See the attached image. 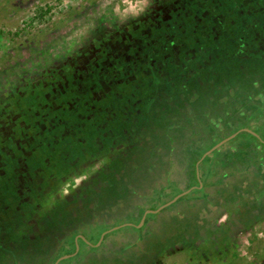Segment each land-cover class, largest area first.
I'll return each mask as SVG.
<instances>
[{"label":"rangeland","instance_id":"1","mask_svg":"<svg viewBox=\"0 0 264 264\" xmlns=\"http://www.w3.org/2000/svg\"><path fill=\"white\" fill-rule=\"evenodd\" d=\"M165 22L184 43L168 58L195 60L172 103L164 86L173 64L162 66L164 77L155 64L161 51L151 54L149 73L131 55L137 37ZM258 26L264 33V0H0V264L54 261L51 223L39 222L45 214L33 215L25 202L15 209L19 192L28 196L35 186L42 206L69 199L71 226L90 222L84 229L93 246L78 242L58 264H264V143L249 130L230 137L232 147L248 141H237L243 133L250 141L215 148L198 165L207 186L193 187L200 149L250 124L264 138V69L246 55L264 38L248 45L244 37ZM161 34L150 37L151 49ZM151 72L162 89L151 103L144 98V108ZM72 78L94 98L110 86L116 94L101 102L106 111L68 99L63 89ZM52 116L68 120L55 143L38 124ZM44 145L54 147L49 158ZM96 178H106L104 186ZM73 193L96 196L77 203Z\"/></svg>","mask_w":264,"mask_h":264},{"label":"flooded vegetation","instance_id":"2","mask_svg":"<svg viewBox=\"0 0 264 264\" xmlns=\"http://www.w3.org/2000/svg\"><path fill=\"white\" fill-rule=\"evenodd\" d=\"M203 13L205 12L204 10L202 11ZM217 14H215V15H213V17H215ZM218 16H221V15H218ZM223 19V17L221 16V18L220 19H218V21L220 22L221 21V23L224 21V20H222ZM231 21V20H230ZM213 24V23H212ZM211 27H212V25H211ZM213 28V27H212ZM221 28L223 29H225L226 27L224 26V25H221ZM258 29H259V26L257 27ZM256 28V29H257ZM181 31H182V29H181ZM256 32H257V34H256ZM160 33H162L161 35L163 36V38L161 39V41L159 40L158 42H159V44H156L155 45V47L153 46V49H151L150 48V42H149V39H150V37H152V38H157V35L159 36L160 35ZM174 33L173 32H171V31H168V23L167 22H165V23H162V24H158V31L156 32V31H154L153 32V35H151V36H148V39L145 41L149 46H145L144 48H142L143 50H142V52H145L146 53V56H145V58L147 57V61H145V60H142L141 61V64H143L145 67H143V69H142V71L143 70H146L147 69V72L149 73V71H148V69H150V71H151V67H152V64H153V62H154V60H153V56L151 55V54H153L154 53V50L156 51V50H158L160 53H162L161 54V57L163 58V60H162V62L159 64V63H157V62H155V64H156V67H158L157 68V71H158V73L160 74V72H162L161 74H162V76L164 75V77L166 76V75H168V70H166V68H163L162 69V66L164 67V66H170L171 65V63L173 64V66H172V68L174 69V74H175V76L173 77V79H169L168 77H165L167 80H169V84L167 85V87H165L164 86V89H165V95L166 96H164L165 97V102L167 103H172V100H171V98H172V96H177V93L178 92H180L181 91V89H180V87H178V86H184V88H186L187 86H188V84L186 83V81L188 80V79H190V77L193 75V73H192V70L194 69V68H191L190 66H192L193 64H191V61L192 62H194L195 60H190V58H192L191 57V55L190 56H186V55H184V57H182V54H181V59L179 60V58H177L179 61H182V62H179V61H176V62H174V61H171L168 57H170L172 54H177V51L178 50H180V48L182 47V43H178V42H176L175 40V37H174ZM244 37L245 38H247V37H249V39H247V44L248 45H250V43H251V41H253V39L255 40V42L257 41V39H259V38H264V33H262L261 32V30L259 29V30H253V35H251V36H247V35H244ZM243 37V38H244ZM192 41H194L193 39H192ZM240 43V42H239ZM184 44V43H183ZM171 45H177L176 46V53H175V51H169V52H167L166 53V51H164V52H162V50H165V47L166 46H168L169 47V49L170 50H172L170 47H171ZM253 45V44H252ZM256 48H258L257 50L256 49H253L252 47H249V50H247V53H246V55L249 57V58H251V59H254L255 58V62L257 61L258 63H259V65L258 64H256L258 67H261V68H263L264 69V44H259V45H257L256 44ZM195 48H193V50H194ZM260 49V50H259ZM258 51H261V52H258ZM263 51V52H262ZM191 53H193V52H191ZM173 55V56H174ZM150 59H152V60H150ZM132 63H134V61L132 62ZM175 65H178V67H175ZM161 66V67H160ZM176 68H178V69H176ZM262 69V70H263ZM162 70V71H161ZM166 70V71H165ZM178 71L180 72V74L178 73ZM176 72L178 73L177 75H176ZM147 73V74H148ZM152 74H149V75H151V81L150 82H148L149 83V86L151 87H149L148 88V91H151V94L150 95H152V98H150V103H151V100L153 101V100H156L157 99V94H158V92L162 89V87H159V85L161 84L160 82H161V77L160 76H158L159 74L156 72V73H154V72H151ZM164 73V74H163ZM149 80H150V78H149ZM187 84V85H186ZM146 85V84H145ZM183 88V89H184ZM146 89H147V85L146 86H144V89H143V91L145 92L146 91ZM182 89V90H183ZM178 91V92H177ZM177 92V93H176ZM163 97V98H164ZM143 98H146V95H143ZM142 98V99H143ZM141 100V99H140ZM139 100V101H140ZM144 102V103H143ZM141 104L143 105V107L145 108V106H146V100L145 101H143ZM144 112H148L147 111V109H145V111ZM245 130H246V132L249 130V131H252L251 133L252 134H254V135H256V139L258 140V141H260L261 143H264V138L263 137H261L259 134H257V132H256V130H255V128H254V126L252 125V124H250V125H245V127L243 128H238L236 131H235V133H233L232 134V136H230V137H234L236 134H238L240 131H244L245 132ZM226 132V131H225ZM226 133H224V134H222V135H225ZM244 134V133H243ZM239 135L238 137V139H237V141L238 140H248V141H246V143H248L250 140L247 138V135ZM226 137H228V135H226V136H224L223 138H221V139H219V140H217L216 141V143L218 142V141H220V140H222V139H224V138H226ZM229 137V138H230ZM229 138H227L226 140H224L220 145H218L217 147H215L216 149H218V150H220V149H224V148H226L227 149V147L228 148H234L235 149V147L236 148H238L241 144L242 145H247L246 143H245V141L244 142H241V143H234L233 144V147H232V145H228L227 143H228V139ZM93 139H94V141H97L98 139H99V137H96V136H94L93 137ZM215 143V142H214ZM214 145V144H213ZM230 146V147H229ZM248 147H251L252 148V145H248ZM247 147V148H248ZM21 148V149H20ZM19 148V151H20V153H22V154H27V155H30V154H32V152H33V150H34V148H28V150L27 149H25L24 147H20ZM214 148V149H215ZM214 149H212L209 153H207L206 155H204L201 159H199L200 158V156L206 151V150H208V149H200V151H199V155L196 157V161H195V163H197V165H196V169H197V173H196V171H195V166H194V175H195V177H196V180H197V183H195V185H193V187H196V186H200V188H203L204 186L206 187L207 185L204 183V181H200V179H199V169H198V165H199V163L205 158V157H207L208 155H210L211 154V152L214 150ZM205 150V151H204ZM34 153V152H33ZM106 172H108V168L106 167V170H105ZM3 172V171H2ZM218 173H220V172H218ZM66 174V173H65ZM227 175V174H226ZM64 176V175H63ZM68 176V175H67ZM66 176V177H67ZM225 176V175H224ZM228 176V175H227ZM62 179H63V177H61ZM226 178V177H225ZM104 180H106V178L105 179H103V184H101L102 182V180L101 179H98V178H96V181H97V184H98V182L100 181L101 183H99L98 185L101 187V185L102 186H104ZM198 181L200 182V184H198ZM21 185H22V182H21ZM23 186V185H22ZM25 186V185H24ZM39 186H35V188L34 189H32V192H28V190L26 189V191H25V193H29V195L27 196H25V194L21 191V192H19V193H21V194H19L18 195V198H16L17 200H19V202L18 203H16L15 205H16V207H15V209L16 210H18V209H20L21 208V204L22 203H27L28 205L27 206H29L28 208L30 209V211L33 213V215L35 214H37V213H39V210L41 209L42 210V213H44L45 214V216H44V219L42 220V223H41V221H39L40 222V224H41V226H46L45 225V223H51L50 224V226H48V228L49 229H51V227H52V233H51V235L53 236V242H52V244H54V248L52 249V250H50L51 251V254H50V256L53 254V263L52 264H58L59 263V260L60 259H62V258H66V257H68V256H70V255H72V254H74V253H76L78 250H79V245L77 246V243L78 242H83V241H85L86 240V242H85V244H87L88 246H93V243L94 242H91V240H90V234L89 233H87V229L85 230L84 228L85 227H88V225L87 224H89V223H85V226L84 227H80V226H78V224L77 225H74V226H71L70 225V223L68 222V220L65 218V217H68L67 215V213H69V204H68V200H67V198L66 199H64V201H62V202H58V200H54V199H52V201H49V202H47L44 206H42L43 204L41 203V200H39L38 198H39V195L37 194V193H35V191H36V189L38 188ZM49 187V186H48ZM93 191H98V189L97 190H93ZM15 195H16V197H17V194L16 193H14ZM86 195H94V196H96V194L95 193H82V194H80V193H73V198L75 199V202H77L78 201V199H80V201H81V199L83 198V197H86ZM183 195V194H182ZM75 196H77V197H75ZM181 196V195H180ZM21 197L24 199V201H23V199H21ZM179 197V196H178ZM78 203V202H77ZM79 205H80V203H79ZM166 206V205H165ZM164 207V206H163ZM162 207V208H163ZM43 208V209H42ZM28 209V210H29ZM161 209V208H160ZM50 210V212H48ZM48 212V213H47ZM47 213V214H46ZM38 219V217L36 216H34V221H36ZM54 220H56V223L54 222ZM58 220V221H57ZM20 221V224H21V220H19ZM99 222V221H98ZM0 223H3L1 220H0ZM43 224V225H42ZM39 228H40V226H38ZM47 227V226H46ZM39 228H37V229H39ZM37 229H36V232H37ZM54 230H56V231H54ZM33 230H31V232H28V230H27V233H26V236H28V235H32L33 236ZM104 234V233H103ZM25 236V237H26ZM48 240H49V235L47 236V241H46V243H48ZM20 241V240H19ZM16 243V245L17 246H19V247H21V245H23V244H21V243H19L18 241L17 242H15ZM33 243V242H32ZM51 243V242H50ZM25 245H27V244H25ZM24 245V246H25ZM69 245L71 246V250L69 251ZM27 249V248H26ZM27 250H29V249H27ZM50 251H48V249L47 248H45V250H44V252L47 254V253H50ZM65 255H67V256H65ZM48 256V254L46 255V257H44L45 258V260L48 258L47 257ZM12 257H14L15 258V261L17 262V260H16V256L15 255H12ZM13 258V259H14ZM43 258V259H44ZM56 261V262H55ZM55 262V263H54Z\"/></svg>","mask_w":264,"mask_h":264},{"label":"trees","instance_id":"3","mask_svg":"<svg viewBox=\"0 0 264 264\" xmlns=\"http://www.w3.org/2000/svg\"><path fill=\"white\" fill-rule=\"evenodd\" d=\"M154 28H151V29H149V33H150V31H151V34H149L150 36L151 35H153V32L154 31H158V24H157V27L156 26H153ZM180 27H182V25L180 26ZM144 30H146V29H144ZM148 30V29H147ZM139 32L141 33V34H143L144 33V31L142 30V29H140L139 30ZM147 36H144V35H141L140 37H137L135 40H134V42L132 43V48H136L135 50H131V55H132V61H134L135 62V60H136V58H139V59H142V60H145V61H147V57L145 58V56H146V53L145 52H140L139 50L141 49L142 50V48H144L145 46H149L145 41L148 39V34H146ZM124 54H125V52H124ZM125 61H126V59H125ZM127 63H128V61H126ZM139 70H141L143 67H145L143 64H139ZM138 70V71H139ZM137 71V72H138ZM72 77H74V75L72 76ZM150 77V81H151V76H149ZM108 79H110V78H108ZM70 80H73L72 81V86H70V88L68 87V88H64L63 89V92H65L66 93V95H67V98L69 99H74V98H76V100L78 99L77 97H82V99H83V101H86L88 104H87V106L86 107H89V109H91V111H92V109L95 111H99V110H102L103 109V111H106V107L107 106H104V107H102L101 108V106H102V103L105 101V99L106 98H108V96L109 95H107V94H109L110 92H112V93H114V94H116L114 91H111V88H110V86H109V89H108V91L106 92H103L102 94L103 95H101L100 96V98L98 97V98H94L93 96H92V94H93V91H94V89H89V88H87V87H85V89L83 90L82 89V87H80V83H78V82H75L74 81V79L72 78V79H70ZM139 80V79H138ZM132 83V82H131ZM139 92V91H138ZM151 94V91H148V90H146L145 91V94L143 93V95H149V97L150 98H152L151 96L152 95H150ZM61 95V94H60ZM83 95V96H82ZM140 100V99H139ZM146 99H141L140 101H141V103L143 102V101H145ZM81 102V104H84V102ZM98 101V102H97ZM91 102H93V103H91ZM102 102V103H101ZM97 103H98V105H97ZM144 103V102H143ZM92 114V113H91ZM74 116L72 117V119L74 120ZM79 118V117H78ZM51 120V121H50ZM66 121H68L67 119H65L64 117H62V116H57V117H55V116H52V118H50L49 120H47L46 121V124L45 123H43L42 121L40 122V123H38L39 124V128L41 127V129H40V133H41V137L42 138H44V137H47L48 136V134L50 135V140H52L51 142H53V143H55L56 141V138H57V136H58V130L60 129V128H63V126L65 125V123H66ZM91 122L90 121V119H87L85 122ZM55 122V123H54ZM77 122V121H76ZM79 126H81V125H79ZM44 127H46L47 129H45V130H43L44 129ZM46 132H49L48 134L46 133ZM55 140H54V139ZM51 146V145H50ZM45 146L44 145V147H43V150L45 151V152H47V153H45L44 152V154H45V158L48 156V158L51 156V155H48V153H53V150H54V147L53 146ZM57 152V151H56ZM36 153V152H35ZM34 153V154H35ZM54 153H55V150H54ZM53 153V154H54Z\"/></svg>","mask_w":264,"mask_h":264},{"label":"water","instance_id":"4","mask_svg":"<svg viewBox=\"0 0 264 264\" xmlns=\"http://www.w3.org/2000/svg\"><path fill=\"white\" fill-rule=\"evenodd\" d=\"M230 136H232V135H230ZM230 136H228V137H226V138H224V139L218 141V142L215 143L214 145H212L208 150H206V151L200 156L199 159H201L204 155H206L207 153H209L212 149H214L215 147H217L218 145H220L224 140H226V139L229 138ZM196 165H197V163L195 164V171H196V173H197ZM198 184H200L199 181H198ZM185 192H186V190L180 192L178 195L174 196V197H173L172 199H170L169 201H166L165 203L159 205V206L157 207V210L160 209V208H162L163 206L169 204L170 202L174 201L178 196L184 194ZM65 256H67V255H65ZM55 262H56V261H55ZM55 262H54V263H55Z\"/></svg>","mask_w":264,"mask_h":264}]
</instances>
